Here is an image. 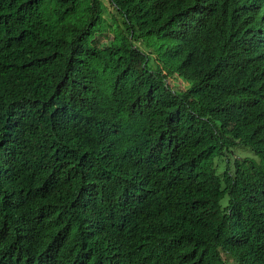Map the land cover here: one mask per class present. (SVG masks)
I'll list each match as a JSON object with an SVG mask.
<instances>
[{
  "label": "trees",
  "instance_id": "obj_1",
  "mask_svg": "<svg viewBox=\"0 0 264 264\" xmlns=\"http://www.w3.org/2000/svg\"><path fill=\"white\" fill-rule=\"evenodd\" d=\"M0 264H264V0H0Z\"/></svg>",
  "mask_w": 264,
  "mask_h": 264
},
{
  "label": "rangeland",
  "instance_id": "obj_2",
  "mask_svg": "<svg viewBox=\"0 0 264 264\" xmlns=\"http://www.w3.org/2000/svg\"><path fill=\"white\" fill-rule=\"evenodd\" d=\"M138 43L139 44H142V40L141 39H138ZM153 60V59H152ZM151 60V61H152ZM171 81H172V86L175 87V88H184L187 84L179 77H175V78H171ZM245 155H248V151L247 150H244V149H239V148H236L235 151H234V156H245ZM232 157H234L233 155H230ZM217 163H220L222 164L221 160L220 159H217ZM228 201V197L226 196L222 202L223 203H227Z\"/></svg>",
  "mask_w": 264,
  "mask_h": 264
}]
</instances>
